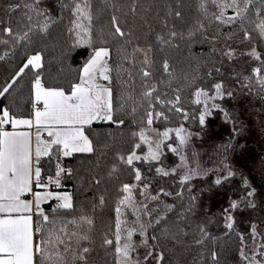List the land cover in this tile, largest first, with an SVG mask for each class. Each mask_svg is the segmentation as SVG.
I'll list each match as a JSON object with an SVG mask.
<instances>
[{
	"label": "trees",
	"instance_id": "16d2710c",
	"mask_svg": "<svg viewBox=\"0 0 264 264\" xmlns=\"http://www.w3.org/2000/svg\"><path fill=\"white\" fill-rule=\"evenodd\" d=\"M23 2L0 0V40L8 41L7 44L0 43V56L8 53L0 60V91L16 79L12 88L0 96V114L4 109L16 117L33 114V82L37 73L45 87L62 88L70 94L71 85L79 83L82 68L93 50L107 47L110 53L109 80L102 81L112 90L113 121L102 120L85 127L93 152L73 153L61 159V154L54 149L51 155L41 160L46 176L55 174L57 163L71 170V175L62 173L58 189L70 192L73 207L52 206L54 199L46 203L43 213L55 224H45L39 216L36 217V225L41 226V232L36 233L37 243L42 238L47 239L50 231L66 228V234H57L70 245L65 254L69 264H117L116 225L120 213L117 209L128 193L123 191V186L132 185L140 197L142 186L147 185L153 194L161 192L165 200L158 207L162 208L161 215L156 220L149 217L151 220L144 232L146 237L141 240L146 243L141 248L135 241L139 233L134 234L135 248L130 253L133 264H157L155 256L160 253L164 257L160 264H249L253 257L264 262L260 255L264 251L260 247L264 244V88L252 72L254 67L261 66V62L248 55L255 48L264 58V37L259 36L254 24L245 20L242 29L240 21L222 24L214 20L213 13H218L219 9L211 0L205 3L206 12L200 8L201 0H88L92 19L81 21L89 28L86 35L81 32L82 39L90 40V44H85L77 42L76 31L79 30L70 31L75 19L70 9H62L60 0H40L39 8L50 18L48 30L41 32L37 26L46 17L33 14L31 42L13 43L2 29H23L29 23L25 16L27 9L8 10L9 5ZM66 2L71 3V0ZM77 2L83 5V0ZM132 8L136 11L133 12ZM176 12L181 15L177 17ZM258 12L264 13V0H253L246 15L258 22ZM233 14V9H225L226 17ZM113 16L118 18L124 37L113 35ZM200 24L204 25L203 29L199 28ZM244 30L250 32V39H243ZM173 31L177 33L175 38L170 36ZM218 42L225 45L218 47ZM229 49L233 51L231 58L225 55ZM37 52L42 55V68L29 67L17 78L16 73L28 57ZM145 54L151 61L149 65L143 63ZM165 61L169 64L168 72L163 68ZM141 69L152 75L144 77ZM216 83H221L223 91L232 95L225 94L223 99L210 100L209 104H219L229 113L230 119L225 120L221 111L213 110L206 125L201 127L198 117L204 105L195 102V92L203 89L214 95L213 85ZM150 85L155 86L161 100H174L179 95L181 99L177 107L183 112L170 111V104L144 98L143 92ZM149 99H152L151 105ZM157 109H163L167 118L154 124L155 132L167 130L169 137L161 144L159 161H134V167L140 169L142 176L141 181H136L134 171L120 157H126L132 151L142 157L147 155L150 128L153 127V123L147 122V114L152 112L154 116ZM183 113L188 114L187 119ZM121 120L123 123H118ZM180 125L185 132L191 133L189 151H193L197 144L207 149L226 145L231 152L227 166L233 175L216 184L217 178L227 176L217 168L190 174L186 167L178 166L185 158L176 135ZM141 133L145 139H141ZM168 145L178 151H170ZM238 149H244L245 154H237ZM157 167L170 174L157 173ZM184 175H189L190 179L181 183ZM250 192L252 195H248ZM232 201H236L239 207L230 212L233 227L228 229L225 217L229 213L224 210ZM82 216L91 219L92 225L77 227L69 223L72 220L79 222ZM253 226L258 233L255 238ZM73 232L78 235H72ZM85 233L89 239L78 240V236ZM105 239L113 243L105 244ZM256 239L258 245L252 256L247 247L256 243ZM59 247L63 248L62 245ZM85 247L89 248L85 254L86 262L73 261L72 253L79 255ZM150 250L153 256L146 260ZM213 253L216 254L215 260ZM36 264H40L38 254Z\"/></svg>",
	"mask_w": 264,
	"mask_h": 264
},
{
	"label": "snow or ice",
	"instance_id": "6c2138e0",
	"mask_svg": "<svg viewBox=\"0 0 264 264\" xmlns=\"http://www.w3.org/2000/svg\"><path fill=\"white\" fill-rule=\"evenodd\" d=\"M207 0H201L200 8L206 12L205 3ZM212 3L216 5L219 9L218 13H213V19L219 21L222 24H232L237 21L241 22V27L243 29V22L248 20L253 23L255 29L259 30V36L264 37V13L258 12L257 15L260 17L259 21H252L249 15V6L252 5L253 0H211ZM40 0H24L22 4L9 5V11H15L17 8L27 9L25 16L29 21L28 24L24 25L23 29L19 27L14 30L12 27H5L2 29L3 33L10 36L13 43H19L20 41L31 42V33L34 31V26L31 23L35 17L45 16L44 22L39 23L37 26L39 31L46 32L49 28V20L47 18V13L39 8ZM60 7L62 9L68 8L72 12L75 19L72 21L74 25L70 31H76L78 37V43L90 44V40H84L81 37V32L85 35L89 32V28L85 26L81 21L88 20L91 21L92 16L88 11L89 3L88 0H83V5L77 0H71V3L66 2V0H60ZM233 9L234 14L231 16H225V9ZM135 12L136 9L132 8ZM34 14V16H33ZM177 17L181 15L180 12L175 13ZM112 27L114 28L113 35L124 37L125 32L119 24L118 18L113 16L111 19ZM200 29L204 28L203 24L199 25ZM191 35V33H189ZM170 36L175 38L177 33L175 31L170 33ZM250 32L244 30L243 39H250ZM164 43H170L169 40H165L163 37H157ZM0 43L7 44V40H0ZM138 51H143L142 49H137ZM150 50V49H149ZM109 49L107 47H99L93 50L92 55L88 61L84 64L82 68V74L79 78V83L71 85L70 94H66L62 88H49L42 84L41 77L37 73L35 80L33 82V89L35 94V103L33 104L34 116L33 118L23 119L16 118L12 116L9 110L4 109L2 114H0V264H36L34 257L38 254L40 257V264H69L66 259L65 254L69 252L70 245L66 243L65 239L62 238L57 232H64L66 234V228H61L57 231H50L48 233L47 239L42 238L40 242L34 241V233L41 232V226L37 224L34 227L33 222V208L36 209L35 215L39 216L43 223L55 224V221H50L49 216L44 214L40 210V204L43 200L54 198L61 203L57 205L58 208L71 209L73 207L72 197L68 193L64 194H53L51 192L41 193L39 191L33 192V182L37 188H47V184L41 183V170L36 167L33 171V158H32V148L30 141L29 132H18V131H5L3 129L4 125L10 124L13 129L20 126H26L32 128L33 125L37 128L36 135V148L35 157L37 163L40 157L51 155V149L53 146H57V152L62 154L64 157H69L73 153H91L93 152L92 142L84 134V126L89 125L93 120H104L113 121V107H112V90L106 86H102L96 82L97 75L102 77L104 80H109L107 73L110 71L107 57H109ZM8 53L5 52L3 56H0V60H3ZM225 55L229 58L232 57L233 51L229 49L225 52ZM248 55L252 56L256 61L261 62V66L254 67L252 69L253 75L258 78L257 82L264 88V58L256 51L255 48L251 50ZM144 64L149 65L151 61L148 59L147 54L143 61ZM42 55L37 52L35 55L28 57L27 62L20 68L19 72L16 73V77H20L25 69L29 67L33 69L42 68ZM163 68L165 72L169 70V64L167 61L164 62ZM142 75L144 77H150L152 73L148 70L141 69ZM16 83L14 78L11 83H8L2 91H0V96L12 88L13 84ZM215 89L214 95H209L208 92L203 89H197L195 96L197 97L196 103H203V111L200 112L198 121L201 127L206 125V120L212 115L213 110H219L223 113L225 120H229L230 116L227 111H225L219 104L212 103L209 101H215L216 99H223L225 94L231 96V92L225 93L223 91V85L221 83H216L213 85ZM155 93V95H154ZM144 98H152L159 101L161 104L167 103L172 107L171 110L175 112H183L182 108L177 107L180 103L181 97L179 95L175 96L174 100H161L159 93H156V88L154 85L146 86L143 92ZM204 99L201 100L200 98ZM152 99H149V105L152 103ZM37 105H42V107H37ZM148 124L153 122V113L148 112ZM184 118H188L187 113H183ZM164 116L163 112L155 113V117L159 118ZM165 119L167 117H164ZM118 123H123L119 121ZM44 128L47 130L48 135L52 137L50 143H45L40 139L39 130ZM185 130L183 127L177 130L176 135L179 138L180 145L187 143L189 135L184 134ZM169 137V131H164L162 133V139L155 143V147L150 146L149 152L145 156L137 155L135 151H132L126 157L121 156L120 160L134 171L135 180L141 181V171L139 168L134 167V161H159L162 155L160 148L164 139ZM141 139H145L143 133H141ZM139 147V145H137ZM168 148L172 152H177L176 147L168 145ZM59 159V156L57 157ZM115 171V169H113ZM175 171V170H173ZM67 172L71 175V170L64 169L57 163L55 179L49 177L48 183H55L59 185V177L62 173ZM156 172L164 176L170 173L161 167L156 168ZM233 173L229 171L226 177L217 178L216 184H220L222 179H227L231 177ZM34 178V179H33ZM190 179L189 175H184L182 177L181 183H184ZM99 183V181H97ZM132 185L125 184L123 186V191L131 193ZM147 187V185H145ZM163 191V190H162ZM32 194L33 200L22 199L25 194ZM165 195H170V193H165ZM179 195V193H178ZM248 195H252L250 192ZM156 199V197H153ZM126 200H130V196L126 197L125 200L121 201L124 204ZM101 203H103V197H101ZM239 207L236 201H232L229 208L225 209L226 213V227L232 229L233 227V217L230 215L232 210ZM120 209H117L119 212ZM69 223L77 225L80 227L82 224L91 226L92 220L88 217H81L80 221L76 220L69 221ZM159 223V220L157 221ZM120 222H117L116 228V248L115 252L117 254V264H131L130 253L134 250L135 245L133 244L131 237L134 230L127 231V239L124 243H121L120 236ZM143 229V225H141ZM203 232L204 230L201 229ZM253 238L258 234L256 232L255 226L252 228ZM72 235H78L73 232ZM141 235H145L141 231ZM207 235V233H205ZM88 235L78 236V240H87ZM155 239V237H153ZM243 239V238H241ZM201 241H197L200 243ZM105 244H112L113 241L109 239L104 240ZM146 243V240H145ZM63 246L61 249L59 246ZM261 249H264V244L260 245ZM89 252V248L85 247L82 249L81 254L75 252L72 253V260L85 261L86 255ZM243 255V252L241 253ZM264 257V251L260 253ZM153 256V251L150 250L145 257ZM213 260L216 259V254H212ZM157 264L164 259L163 253L155 256ZM247 259V257H245ZM249 264H264L262 261H258L253 257Z\"/></svg>",
	"mask_w": 264,
	"mask_h": 264
},
{
	"label": "rangeland",
	"instance_id": "374dc122",
	"mask_svg": "<svg viewBox=\"0 0 264 264\" xmlns=\"http://www.w3.org/2000/svg\"><path fill=\"white\" fill-rule=\"evenodd\" d=\"M218 45L220 47L221 46L223 47V45L225 44L218 42L217 46ZM106 59L108 63V57ZM96 82L102 86L108 87L107 83H104L102 81V77H100L99 75H97ZM34 99H35V94H34ZM34 111L35 109L33 110V113ZM158 112H163L164 116L156 118L154 114V118L152 122L153 127L150 128L151 137L148 140L149 147L151 146L152 148L155 147L156 142L162 139V133H163V131L156 133L154 124H156L161 118L166 117V113L163 109H157L155 113H158ZM16 118H23V117H16ZM179 127L181 128L182 125H180ZM183 129L185 130L184 127ZM83 130H84V134L88 137L85 131V127L83 128ZM46 134L48 135L47 131H46ZM184 134L189 135V138L187 140V143L180 146V149L184 153L185 158H183V161H180L178 163V166L186 167V171L189 172L190 174H192L193 172L202 171L203 169H206V168H217V170L221 172V174L223 175H225V173L227 174L230 171V168L227 165L230 162L231 152L228 150V147L226 148V145H220V146L218 145L212 149H207L206 147H200V145L197 144V147L193 149V151L192 149L191 151H189L191 147V143H190L191 133L185 132ZM48 137L49 139L46 140V137L42 136L43 142L50 143L52 140V137H50L49 135ZM237 154H240V156H243L245 154L244 149H238ZM62 157L63 156L61 154V158ZM232 158L236 159L237 157L232 156ZM53 177L54 179L56 178L55 174L53 175ZM141 190H142V195L140 197H137V194L134 188L132 187L131 193H127V196H126V197L130 196V200H126L125 203L122 204L119 208L120 209L119 222L121 225L120 227V236H121L120 242L121 243H124L125 240L127 239L128 230H134L133 235L131 237V240H133L135 238L134 234L138 232L140 236L141 231L145 232V229L146 227H148V223H150L149 221L151 220V218L149 217H152L153 220H156L161 215L160 213L162 211V208L159 209L158 207L161 206L163 204V201L165 200V199L163 200V198L161 197V192L157 194H153L151 189L148 186L147 187L142 186ZM62 191H63L62 194H64L65 192L68 193V191L60 190V192ZM153 197H156V199H153ZM141 225H143V229H141ZM139 236L135 238V241L137 244H139V247L141 248L142 246L145 245V241L142 242L141 240H143V238L146 236L145 235H141L140 237ZM255 241L256 243L253 242L249 244L247 247L249 255H252V256L255 253L257 249V245H258L257 243L258 239H256ZM139 262H141V260ZM131 264H133L132 258H131Z\"/></svg>",
	"mask_w": 264,
	"mask_h": 264
},
{
	"label": "crops",
	"instance_id": "0c3cea01",
	"mask_svg": "<svg viewBox=\"0 0 264 264\" xmlns=\"http://www.w3.org/2000/svg\"><path fill=\"white\" fill-rule=\"evenodd\" d=\"M102 79H103V78H102ZM103 81H105V80L103 79ZM66 94H67V93H66ZM41 107H42V105H41ZM33 116H34V113H33L31 116H29V117H23V119L33 118ZM99 121H102V120H93L89 125H91L92 123H95V122H99ZM86 126H88V125H85L84 127H86ZM3 129H4L5 131H18V132H29V133H30V141H31V148H32V158H33V171L35 170L36 167H39L40 170H41V173H43V169H42V167L40 166L39 163L41 162V160H42L44 157H47V156H43V155H42V156L40 157V159H39V162L37 163V161H36V157H35V148H36V144H37V141H36L37 128L35 127V125H33L32 128H28V127H26V126H20V127L16 128V129H13V128L11 127V125L8 124V125H4V126H3ZM46 131H47V130L44 129V128H41V129L39 130L41 141H43L42 136H43V137H46V140L49 139L48 135L46 134ZM56 147H57V146H53V147H52V149L50 150L51 153H52V151H53L54 149L57 150ZM63 158H65V157L63 156L61 159H63ZM47 176H48V178H49V177H52L53 180H54L53 175H47ZM33 179H34V178H33ZM59 185H60V184H59ZM33 188H34V182H33ZM60 190H63V189H52V188H50V187L47 186V188H38V190H36V191H39V192H41V193H44V192H51V193H53V194H62L63 191L60 192ZM36 191H33V192H36ZM65 191H67V190H65ZM65 193H66V192H65ZM68 193H70V192L68 191ZM22 199H25V200H33V196H32V194H31L29 197H27L26 194H25L24 196H22ZM53 199H54V198H49V199L43 200V201L41 202V204H40V210H41V211H44V209H45V204L48 203V202H50V201L53 200ZM60 203H61V202H60ZM35 212H36V209L33 208V222H34V227L36 226V217H37V215L34 214ZM0 215H3V214H0ZM34 241L37 242L36 233H34ZM34 259H35V261H36V256L34 257Z\"/></svg>",
	"mask_w": 264,
	"mask_h": 264
},
{
	"label": "built area",
	"instance_id": "2783aa9c",
	"mask_svg": "<svg viewBox=\"0 0 264 264\" xmlns=\"http://www.w3.org/2000/svg\"><path fill=\"white\" fill-rule=\"evenodd\" d=\"M40 166H41V164H40ZM40 179H41V183L47 184V186L52 188V189H58L60 187V185H56L55 183H48L49 178L44 173H41ZM36 190H38V188L36 187L35 182H34L33 191H36ZM30 195H31L30 193L26 194L27 197H29ZM59 203H60V201L54 199L52 202V206H57Z\"/></svg>",
	"mask_w": 264,
	"mask_h": 264
}]
</instances>
